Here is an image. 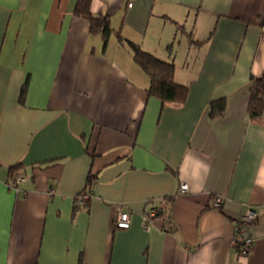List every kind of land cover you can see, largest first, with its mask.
Wrapping results in <instances>:
<instances>
[{
  "label": "crops",
  "instance_id": "0c3cea01",
  "mask_svg": "<svg viewBox=\"0 0 264 264\" xmlns=\"http://www.w3.org/2000/svg\"><path fill=\"white\" fill-rule=\"evenodd\" d=\"M76 1L0 0V264H264V0H91L106 43ZM128 42L174 64L184 102L147 95Z\"/></svg>",
  "mask_w": 264,
  "mask_h": 264
},
{
  "label": "trees",
  "instance_id": "16d2710c",
  "mask_svg": "<svg viewBox=\"0 0 264 264\" xmlns=\"http://www.w3.org/2000/svg\"><path fill=\"white\" fill-rule=\"evenodd\" d=\"M90 3L91 0H77L74 14L87 19L89 21L90 31L93 33L101 32L103 41L106 43L112 33L109 19L106 15H93L90 11ZM128 43L133 49L134 62L149 78V86L146 90L147 95L156 97L163 103L184 102L187 97L188 87L175 82L174 64L160 59L151 52L143 50L135 43ZM250 83L247 111L249 118L253 122H259L262 120L264 108V79L262 77H254L251 75ZM24 93L25 88L22 89V95ZM224 111L225 101L223 99L216 100L210 104V117L214 118L222 116ZM19 165L20 164H16L9 167L11 175L14 174V170ZM147 215V220L150 221L156 217L163 216V212L156 211L154 215H150L149 213ZM237 248L242 251L238 245Z\"/></svg>",
  "mask_w": 264,
  "mask_h": 264
},
{
  "label": "built area",
  "instance_id": "2783aa9c",
  "mask_svg": "<svg viewBox=\"0 0 264 264\" xmlns=\"http://www.w3.org/2000/svg\"><path fill=\"white\" fill-rule=\"evenodd\" d=\"M131 4H129L130 6ZM20 180V179H19ZM188 190V185L186 183H181L179 186V192L184 193ZM221 203V199H217L215 202V206H219ZM156 210L153 208L150 210L149 214L154 215ZM256 217V213L249 209L247 213L242 216L237 222L234 242L238 244L242 250V252H246L250 249L253 239L248 235V227L254 221ZM115 226L119 229H128L130 227V214L126 210H120L115 219ZM148 226H145L147 229Z\"/></svg>",
  "mask_w": 264,
  "mask_h": 264
}]
</instances>
